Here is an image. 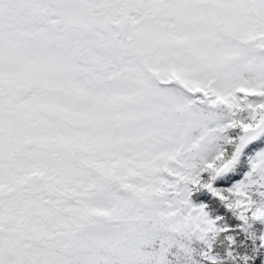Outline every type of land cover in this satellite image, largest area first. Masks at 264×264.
<instances>
[{"label":"snow or ice","instance_id":"obj_1","mask_svg":"<svg viewBox=\"0 0 264 264\" xmlns=\"http://www.w3.org/2000/svg\"><path fill=\"white\" fill-rule=\"evenodd\" d=\"M0 264H264V0H0Z\"/></svg>","mask_w":264,"mask_h":264}]
</instances>
